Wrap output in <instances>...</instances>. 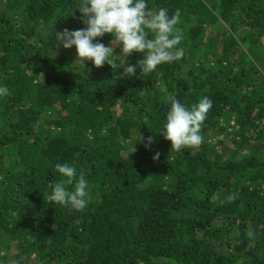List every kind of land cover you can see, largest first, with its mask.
<instances>
[{"label":"trees","instance_id":"16d2710c","mask_svg":"<svg viewBox=\"0 0 264 264\" xmlns=\"http://www.w3.org/2000/svg\"><path fill=\"white\" fill-rule=\"evenodd\" d=\"M82 3L0 0V264H264V0H148L180 11L185 54L132 77L54 46ZM170 95L212 100L199 147L159 133ZM57 163L85 210L48 203Z\"/></svg>","mask_w":264,"mask_h":264},{"label":"clouds","instance_id":"9594fccd","mask_svg":"<svg viewBox=\"0 0 264 264\" xmlns=\"http://www.w3.org/2000/svg\"><path fill=\"white\" fill-rule=\"evenodd\" d=\"M78 10L86 27L55 33L54 46L65 49L75 46L76 62L83 63L84 67L86 60H91L97 68L107 63L114 69L123 68V76L132 77L137 68L141 74H149L158 66L182 59L185 54L183 48L177 47L184 38L179 27V10L170 16L166 8L150 9L148 0H83ZM105 34L114 38L112 44L106 46L98 39ZM113 44L119 45L120 54L116 53ZM133 52L141 53L143 58L137 64L125 67L126 58ZM116 57L123 58L122 67L117 65ZM8 94V87L0 84V98ZM168 100L170 108L159 133L177 152L199 147L204 139L201 134L203 123L213 107L212 100L205 96L190 107L172 95ZM138 139H141L140 134ZM152 142L153 138L147 137L145 147L150 148ZM158 157L159 153H156L154 159ZM55 171L61 179L52 184L48 203L75 211L85 210L90 193L84 174H78L76 166L69 163H57ZM228 199L234 200L235 195Z\"/></svg>","mask_w":264,"mask_h":264}]
</instances>
